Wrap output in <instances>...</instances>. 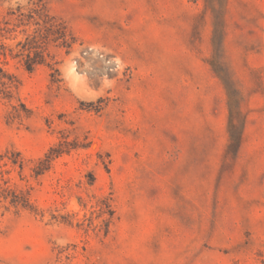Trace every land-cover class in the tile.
I'll list each match as a JSON object with an SVG mask.
<instances>
[{
	"label": "rangeland",
	"instance_id": "rangeland-1",
	"mask_svg": "<svg viewBox=\"0 0 264 264\" xmlns=\"http://www.w3.org/2000/svg\"><path fill=\"white\" fill-rule=\"evenodd\" d=\"M0 264H264V0H0Z\"/></svg>",
	"mask_w": 264,
	"mask_h": 264
}]
</instances>
